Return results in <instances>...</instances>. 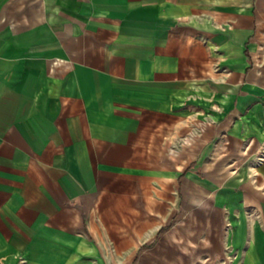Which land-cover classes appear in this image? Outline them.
<instances>
[{
	"label": "crops",
	"instance_id": "0c3cea01",
	"mask_svg": "<svg viewBox=\"0 0 264 264\" xmlns=\"http://www.w3.org/2000/svg\"><path fill=\"white\" fill-rule=\"evenodd\" d=\"M0 264H264V0H0Z\"/></svg>",
	"mask_w": 264,
	"mask_h": 264
}]
</instances>
